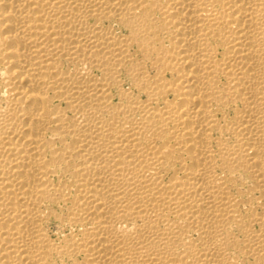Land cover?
Segmentation results:
<instances>
[{
  "label": "bare ground",
  "instance_id": "bare-ground-1",
  "mask_svg": "<svg viewBox=\"0 0 264 264\" xmlns=\"http://www.w3.org/2000/svg\"><path fill=\"white\" fill-rule=\"evenodd\" d=\"M0 264H264V0H0Z\"/></svg>",
  "mask_w": 264,
  "mask_h": 264
}]
</instances>
